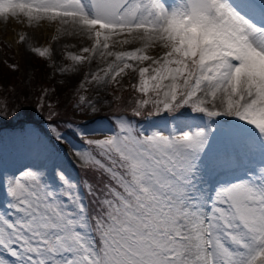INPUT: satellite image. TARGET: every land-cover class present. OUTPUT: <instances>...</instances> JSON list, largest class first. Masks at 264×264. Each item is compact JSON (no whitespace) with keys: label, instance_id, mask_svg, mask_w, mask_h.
Listing matches in <instances>:
<instances>
[{"label":"snow or ice","instance_id":"1","mask_svg":"<svg viewBox=\"0 0 264 264\" xmlns=\"http://www.w3.org/2000/svg\"><path fill=\"white\" fill-rule=\"evenodd\" d=\"M0 18L85 39L67 59L99 58L90 82L138 74L137 119L68 125L90 180L39 138L0 152V264H264V0H0Z\"/></svg>","mask_w":264,"mask_h":264},{"label":"rangeland","instance_id":"2","mask_svg":"<svg viewBox=\"0 0 264 264\" xmlns=\"http://www.w3.org/2000/svg\"><path fill=\"white\" fill-rule=\"evenodd\" d=\"M20 35L27 37V43L21 44L19 42L18 38ZM85 46H90L89 42L85 39L78 36H60L52 25L41 24L39 26L33 25L28 27L25 23H20L17 20L7 22L1 19L0 73L10 78V81L1 80L3 86L13 84L14 82L12 80L16 78L15 85H18L23 95L29 96V92L33 90L38 82L37 78L43 76V80L47 84L52 85L53 89L48 91L47 101L44 99V92L38 98H34V101L37 102L35 105L37 110L45 102L47 105L55 104L58 108H64L69 103L70 106L67 113H69V118L74 121L72 129L78 131L82 126H87L89 129L112 127L114 123L105 119L96 124L89 123L93 119V115L90 112L86 114L80 111L77 103L78 97L83 95L94 102L98 101L97 107L101 111L95 115L105 116L113 106L115 100L114 95L117 91L124 92V88H131L137 82L138 74L129 72L128 75L119 78V84L109 85L107 87L90 82L89 77L91 74L103 66L99 58L93 59L91 64L87 62L82 65L77 64L76 71L70 70L74 62L67 59L69 52L80 54L81 48ZM138 46V43H133L124 45L122 49L118 48L117 50H130ZM34 47H40L41 49L48 48L50 55L46 54L44 57H41L38 53L30 50V48ZM150 54L159 55L162 54V50H150ZM140 66H146V64ZM190 118L191 114L187 113L180 119ZM161 120L165 123H171L170 121H163V118ZM16 123H20V121L18 120ZM44 128L49 133L50 127L44 126ZM60 132H63L67 140L71 143L57 142L59 149H56L50 143L47 136L32 122L21 128L14 126L2 127L0 128V152H3L7 160L11 154H16L24 158L29 154V150L31 149L32 157H34L36 141L39 138L42 145L46 146L48 150L55 152L61 158V162L73 177L81 179L75 171L76 168H82L80 166L81 162L75 155L74 148L72 147V145L78 148L82 147L80 140L74 137L71 132ZM4 198L5 194L2 188H0V199L3 200Z\"/></svg>","mask_w":264,"mask_h":264},{"label":"trees","instance_id":"3","mask_svg":"<svg viewBox=\"0 0 264 264\" xmlns=\"http://www.w3.org/2000/svg\"><path fill=\"white\" fill-rule=\"evenodd\" d=\"M42 77L39 76V78H37L38 82L36 83L35 87L29 92V96H26L25 94H22L18 85H15L16 78L12 80V82H14L13 84H6L3 86L1 80L10 81V78L9 76L0 73V128L5 126L21 128L32 122L40 129L41 132H43V134L47 136L53 147L59 149L57 142L49 139V136L47 135L48 132L45 130L44 126L50 127L51 124L54 125L59 131L70 133L71 129L68 127V125H73L74 123V121L69 118V113H67L69 111L68 108L70 104L68 103L64 108H58L55 104H50L51 107H48L45 102L44 105L41 106L39 110H37L35 108L37 102L34 101V98H38L40 94L44 92V99L47 101L48 91L53 89L52 85L47 84ZM124 89V92L117 91V93L114 95L115 98H122L124 103H121L115 99L113 106L105 114V117H108V119L105 120L112 121L114 123L116 117L118 116H128L132 119H137L132 117L130 111L131 104L127 102L130 100V98H134L138 94L134 91L132 86L131 88ZM32 105H34V107H32ZM53 113H55V115H53ZM142 118L143 117L138 119L141 120ZM18 120L20 123H16ZM75 171L77 174H79L81 180L91 179L90 173H86L83 168H76Z\"/></svg>","mask_w":264,"mask_h":264},{"label":"bare ground","instance_id":"4","mask_svg":"<svg viewBox=\"0 0 264 264\" xmlns=\"http://www.w3.org/2000/svg\"><path fill=\"white\" fill-rule=\"evenodd\" d=\"M1 19H3V18H0V20H1ZM24 156H25V155H24ZM21 158H23V157H21ZM0 200H1V199H0Z\"/></svg>","mask_w":264,"mask_h":264}]
</instances>
